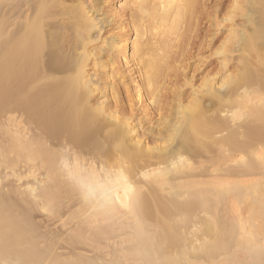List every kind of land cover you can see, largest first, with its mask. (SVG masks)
Instances as JSON below:
<instances>
[{
  "label": "bare ground",
  "instance_id": "6f19581e",
  "mask_svg": "<svg viewBox=\"0 0 264 264\" xmlns=\"http://www.w3.org/2000/svg\"><path fill=\"white\" fill-rule=\"evenodd\" d=\"M206 1L0 0V262L264 264V0L222 19L233 74L165 87Z\"/></svg>",
  "mask_w": 264,
  "mask_h": 264
},
{
  "label": "rangeland",
  "instance_id": "374dc122",
  "mask_svg": "<svg viewBox=\"0 0 264 264\" xmlns=\"http://www.w3.org/2000/svg\"><path fill=\"white\" fill-rule=\"evenodd\" d=\"M90 2H92L93 0H89ZM232 5V0H207L205 2V5L203 6L202 9V13H201V17L198 18V25L195 27V25L189 29V31L187 30L185 32V41L187 42L189 40H191V44L194 45V43H196L193 47L189 46L188 49L185 48L186 50V54L187 52H192V56L193 59L192 61L188 62L189 66L191 68L183 70L182 74L177 78V79H172V80H168L166 82V91L168 93V95H170L171 97L175 96L176 92H183V94L188 95L189 91H190V87L192 85H194L195 87L197 85H200L201 82V77H204V75H208V78H214V79H218L220 76L223 75L224 72H226V74H233L235 71L234 69V65L236 64L235 62H229V64H227V67L224 69L221 66V57H218L219 55H217V51L221 48L222 43H224L226 41V38L229 36L230 31L232 30L231 27H235L238 24H241V20L239 18H237L236 20H234V22H223L222 19L226 17L227 14V10L230 8V6ZM101 14V13H99ZM97 14V15H99ZM98 18H101L98 16ZM220 24L219 27L214 28V24ZM214 28V29H213ZM110 29L111 27L104 25L103 29L101 31V39L97 40L95 43L97 46L100 47V41L102 39H104L105 37H107L110 34ZM191 38V39H190ZM95 43L93 44V46H96ZM199 43V44H198ZM199 46L201 47L199 49ZM193 48V49H191ZM197 55V57H196ZM198 64L196 67V71L193 69L195 67V65ZM176 66H180L179 64H176ZM223 68V69H222ZM91 69V67L89 68V70ZM185 69V68H184ZM182 70V69H181ZM180 70V71H181ZM192 74V79H191V86L190 84H184L183 81L186 80V78L188 76H190ZM205 75V76H206ZM131 76V75H130ZM135 76H131L128 79V81L125 82L124 86L126 88V90H133L135 88V83H131L130 81L134 78ZM130 79V80H129ZM135 81H137V79H135ZM124 88V87H123ZM125 88L122 90L123 92V96H128L129 94H127ZM128 90V91H129ZM129 91V92H130ZM133 91H131V93H133ZM187 97V96H186ZM146 128V126H145ZM145 128L142 130L138 129L137 133L141 134V131H144ZM141 130V131H140ZM145 133V131L143 132ZM142 133V134H143ZM143 138H145L147 140V136H144ZM144 139V140H145ZM24 169V170H23ZM21 168L22 171H25V168ZM7 172V171H6ZM41 179V177L39 178ZM38 214V215H37ZM35 215V221L36 223L39 222L41 220V223L43 221V223L48 224L47 223V218L44 216L42 217L45 219H40L39 218V214L37 213ZM38 216V217H37ZM41 224L42 226L45 224ZM50 224V223H49ZM52 224V223H51ZM39 224V226H41ZM58 226H55L53 228H55V230L57 229ZM51 228V227H50ZM47 230V229H46ZM42 231V230H41Z\"/></svg>",
  "mask_w": 264,
  "mask_h": 264
},
{
  "label": "snow or ice",
  "instance_id": "6c2138e0",
  "mask_svg": "<svg viewBox=\"0 0 264 264\" xmlns=\"http://www.w3.org/2000/svg\"><path fill=\"white\" fill-rule=\"evenodd\" d=\"M39 7L44 8V7H46V5L41 4ZM238 7H239L238 4L233 5V8H238ZM61 151L62 150H60V149H56L55 153H53V155H54V161L53 162H55V159H59V154L61 153ZM96 163L101 164L103 166V164H105L106 161H104L103 159H97ZM121 163H123V162H121ZM90 195H91V192H85L84 193L85 199H87ZM124 207L127 208V210L129 212L132 211V207L129 204H125ZM110 211L114 212V211H116V209H110ZM260 248H261V251L264 252V242L261 243ZM0 264H8V262H0ZM113 264H145V262L138 261V260H129L127 262H125V261L113 262ZM148 264H190V262L172 260V261H151V262H148Z\"/></svg>",
  "mask_w": 264,
  "mask_h": 264
}]
</instances>
